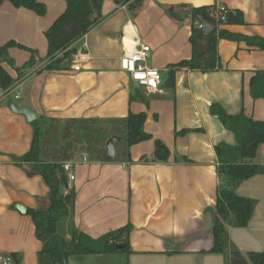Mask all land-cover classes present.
I'll use <instances>...</instances> for the list:
<instances>
[{
    "label": "crops",
    "instance_id": "1",
    "mask_svg": "<svg viewBox=\"0 0 264 264\" xmlns=\"http://www.w3.org/2000/svg\"><path fill=\"white\" fill-rule=\"evenodd\" d=\"M37 1L46 7L42 17L8 2L0 5V47L12 41L34 51L36 60L30 69L21 70L31 54L10 48L14 68L0 65L13 79L18 77L16 69L24 74L8 92L0 89V255L10 257L13 264H37L41 243L26 212L35 209L36 198L46 197L49 191L40 176L28 177L23 167L13 163V158L29 150L33 138L31 123L10 110L13 104L31 109L41 129L72 119L118 120L143 112L145 132L169 151L167 161L155 160L150 140L131 146L126 154L124 135H120L108 139H116L111 161L91 160L78 152L63 162L72 165L74 175L64 193L75 194L70 216L57 225L66 241L70 220L92 239L132 226L128 255L75 256L66 264H225L223 255L209 253L212 217L207 210L215 204L219 185L215 147L234 146L235 138L209 109L218 104L227 115L243 113L264 121V99L254 100L249 91L251 78L264 72V51L244 42L218 40L220 69L205 74L178 70L173 89H168L163 85L169 66L191 57L192 25L190 16L176 20L169 9L175 14L202 7L239 11L242 25H217L216 30L264 38V0H142L135 11L103 0L102 21L70 46L89 55L78 72L70 65L60 71L44 69V32L64 12L65 2ZM135 36L150 49L146 66L160 72L161 93L143 92L120 69V57ZM131 96L136 100L131 102ZM53 150L46 141L45 161L52 160ZM252 163L264 165V144L258 146ZM236 194L256 205L246 227H226L229 242L244 255L260 252L264 249V175L242 182Z\"/></svg>",
    "mask_w": 264,
    "mask_h": 264
},
{
    "label": "trees",
    "instance_id": "2",
    "mask_svg": "<svg viewBox=\"0 0 264 264\" xmlns=\"http://www.w3.org/2000/svg\"><path fill=\"white\" fill-rule=\"evenodd\" d=\"M64 12L44 32L47 42V52L42 59L46 63V71L64 70L71 64L72 57L76 54L70 46L79 38L86 35L96 27L103 19V0H63ZM114 4L125 5L129 11H135L142 0H112ZM10 3L16 9H26L39 17L46 13V7L37 0H0ZM200 13L216 21L218 26L242 25L243 15L239 11H227L225 22L218 21L217 13L210 7L191 9L186 12L173 13L169 9V15L176 19L191 17V34L189 44L191 57L169 66L165 74L164 85L168 89L174 87V75L178 70L186 69L200 73H211L221 68L217 55L218 40L232 42H244L249 48L264 51V38L246 37L230 33L219 28L209 36L200 33L194 15ZM10 48H18L31 54L29 60L21 67L28 70L35 64L34 51L27 49L12 41L0 47V65L7 64L14 68V61L10 58ZM17 79H13L0 66V89L6 93L20 79L24 77L20 69ZM250 95L254 100L264 99V72H256L249 83ZM139 97V95H137ZM137 96H131L130 101ZM143 101V100H142ZM144 102V101H143ZM146 104V102H145ZM209 112L216 117L224 129L232 133L235 145L218 144L215 154L218 165L216 174L219 179L215 204L207 212L211 214L212 247L211 254L223 255L225 264H264V249L260 252L242 254L229 242L226 227L244 228L254 212L256 202L252 199L240 197L236 194L237 187L244 181L264 175V165L253 164L259 145L264 144V121H254L243 113L230 116L225 113L218 104H212ZM145 113H129L124 119L98 120V119H72L64 122L62 137L68 140L59 147L53 144L57 142L56 126L51 123L46 128L39 125L38 120L31 123L33 138L29 150L21 157L13 158L16 166L23 167L28 177L40 176L48 187L46 197L36 198L37 207L28 209L26 214L31 218L34 227L35 238L41 243L38 252L37 264H66L68 258L75 256L110 255L130 253L128 236L132 226L127 224L114 231H110L96 239H92L77 230L70 220V240L66 241L57 231V225L68 218L74 204L75 194L68 189L67 177L62 170V163L72 157L71 136L79 143H84L89 159L99 161H111L105 152V142L112 136L124 135L122 146L127 154L131 146L153 140V158L157 161H167L169 151L159 140L146 133L144 130ZM108 127L107 129L105 127ZM181 132L180 134H184ZM57 139V140H56ZM53 145L52 160L45 161V142ZM54 153V152H52Z\"/></svg>",
    "mask_w": 264,
    "mask_h": 264
},
{
    "label": "built area",
    "instance_id": "3",
    "mask_svg": "<svg viewBox=\"0 0 264 264\" xmlns=\"http://www.w3.org/2000/svg\"><path fill=\"white\" fill-rule=\"evenodd\" d=\"M125 5L120 6L122 10ZM218 21L225 22V15L227 10L219 7L216 11ZM150 57V49L143 44L141 40L135 36L127 43V49L120 57V69L127 73L130 80L145 93H161L162 76L160 72L154 68L146 66V62ZM89 61V55L86 52L80 51L76 53L71 60V70L78 72L81 70L83 64ZM17 98V97H15ZM62 170L66 174L67 183L74 180L73 168L70 163H62ZM0 264H13L8 256L0 255Z\"/></svg>",
    "mask_w": 264,
    "mask_h": 264
},
{
    "label": "water",
    "instance_id": "4",
    "mask_svg": "<svg viewBox=\"0 0 264 264\" xmlns=\"http://www.w3.org/2000/svg\"><path fill=\"white\" fill-rule=\"evenodd\" d=\"M194 19L199 24V30L202 35L209 36L210 34L216 31L217 28L216 21L200 13L195 14ZM9 108L13 113L23 115L28 123H32L36 119L35 113L27 107H16L13 104H10ZM115 141L116 139H111L106 142L105 152L108 157L112 158L115 155V149L113 145ZM16 210L21 214L25 213V209L21 206H16Z\"/></svg>",
    "mask_w": 264,
    "mask_h": 264
},
{
    "label": "rangeland",
    "instance_id": "5",
    "mask_svg": "<svg viewBox=\"0 0 264 264\" xmlns=\"http://www.w3.org/2000/svg\"><path fill=\"white\" fill-rule=\"evenodd\" d=\"M63 124L57 123V126H56V136L58 140L56 139L57 142H55V139H53L52 141L53 144L56 145V147L57 146L59 147L60 145H63L64 143L68 141V140L63 139L62 134H61ZM105 128L107 129L108 127L106 126ZM71 140H73V143L71 144L73 148L72 155L78 152L86 153L87 146L84 143H79L78 141H76L73 135L71 136ZM116 146H118V144H115V147Z\"/></svg>",
    "mask_w": 264,
    "mask_h": 264
}]
</instances>
